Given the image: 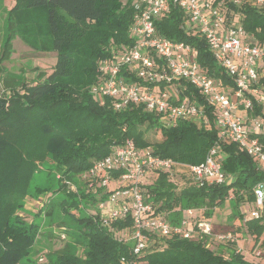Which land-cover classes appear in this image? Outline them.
I'll return each mask as SVG.
<instances>
[{
	"label": "trees",
	"instance_id": "obj_1",
	"mask_svg": "<svg viewBox=\"0 0 264 264\" xmlns=\"http://www.w3.org/2000/svg\"><path fill=\"white\" fill-rule=\"evenodd\" d=\"M132 2L16 0L9 10L0 14L1 18L6 13L3 18L8 30L15 26L4 37L0 63L9 58L14 31L32 47L56 52L52 71L41 74L42 80L23 84L22 94L13 90L9 97H0V264H18L27 258L38 234V224L34 220L25 221L16 211L22 207L31 179L46 157L53 160L59 174L70 178V175L86 171L95 160L109 152L112 144L125 138H131L141 148L150 146L153 154L184 165L203 161L217 141L214 108L205 103L204 97L190 84H185L182 96L203 104L207 124L199 126L180 119L173 126L165 127L159 122L157 113L145 110L141 104L115 110L110 99L100 104L89 91V86L98 80V60L109 54L108 44L130 45L133 42L128 34L134 11ZM226 7L228 13L242 10L243 26L248 34L264 39V13L248 5L242 9L241 6ZM183 24L182 11L172 3L155 22L159 34L191 44L196 49L198 62L209 75L223 84H232L204 40L195 30L185 31ZM130 79L133 81L136 77L133 75ZM15 81L14 77L2 79L4 88H13ZM260 83L264 86V77L260 78ZM249 114L261 115V107L254 105ZM148 131L159 137L149 141L145 138ZM255 136L264 146V131ZM219 147L217 157L221 169L231 180L227 178L223 184L198 185L186 169L182 172L191 178L181 183L167 172L150 174L144 179L142 189L153 213L165 214L176 224L186 209L204 205L212 208L231 198L235 209L242 201L254 202L253 188L264 181V170L258 168L238 144L223 140ZM121 173L118 169L111 175L118 178ZM109 186L95 193L83 190L65 198L64 210L79 206L84 210L73 217L77 233L85 242L84 256H77L67 245L53 251L47 264H117L121 256L130 257L132 244L118 240L114 230L131 226L132 218L118 219L107 227L102 225L99 214L87 208L90 203L105 201L113 184ZM42 191L36 189V192ZM239 218L243 222L233 227V231H243L253 237L254 246L258 248H252V259L245 258L231 245H228L229 254L206 247L209 238L206 235L155 238L158 241L155 248L152 246L141 258L147 264H264V256L253 255L257 250L262 252L259 248L264 245V200L258 217L245 219L241 212Z\"/></svg>",
	"mask_w": 264,
	"mask_h": 264
},
{
	"label": "built area",
	"instance_id": "obj_2",
	"mask_svg": "<svg viewBox=\"0 0 264 264\" xmlns=\"http://www.w3.org/2000/svg\"><path fill=\"white\" fill-rule=\"evenodd\" d=\"M132 3L134 11L128 34L133 42L112 48L109 55L98 60V80L89 86V91L100 104L110 99L115 110L141 104L145 110L157 113L165 127L180 119L199 126L207 124L203 104L182 96L185 84H190L205 103L213 106L218 139L203 161L184 165L159 157L150 146L141 148L131 138H125L112 144L109 152L85 171L86 191L95 193L113 184L106 200L99 204L102 225L111 227L118 219L132 218V225L117 233L118 240L132 244L131 255L121 256L117 264H144L141 257L150 251L153 237L201 238L212 234L210 222L195 218L192 209H186V216H181L176 224L165 214L153 213L142 189L150 174L167 172L178 181L177 173L186 169L198 185L223 184L227 175L217 157L223 140L238 144L264 170V146L255 136L264 131V86L260 83L264 77V39L248 34L242 10L228 13L226 7L242 9L248 5L264 13V0H133ZM169 3L182 11L185 31L197 32L232 84H223L209 75L198 62L191 44L157 32L155 22ZM133 75L136 80L132 81ZM254 105L261 107V115L249 114ZM118 169L122 173L113 178L111 172ZM253 192L256 207L250 217H258L264 200V181L257 183ZM214 239L227 246L235 242L230 232L214 234ZM253 255L261 257V252L257 250Z\"/></svg>",
	"mask_w": 264,
	"mask_h": 264
},
{
	"label": "rangeland",
	"instance_id": "obj_3",
	"mask_svg": "<svg viewBox=\"0 0 264 264\" xmlns=\"http://www.w3.org/2000/svg\"><path fill=\"white\" fill-rule=\"evenodd\" d=\"M15 3L16 0H0V14L3 13V10H9ZM5 14L1 15L0 18V50L5 35L15 29V26L12 25L8 30L7 22L4 21L3 18ZM10 42L11 50L9 58L0 63L1 98L9 97L13 90L22 94L24 92L23 84L30 85L42 80L43 77L40 78L41 74H48L52 71L53 64L51 63H54L53 61L56 59L54 57H49V50L44 52V50L36 49L29 43L24 42L23 38L18 35V32L14 31L12 33ZM121 46L123 45L110 43L107 46L108 52L110 53L112 48ZM4 77H14L16 79L13 88H4L2 83ZM158 137V134L155 135L151 131L145 133V138L151 142ZM39 166L40 169L31 179L27 195L22 199V207L16 211V215L24 218L25 221L30 222L34 220L38 224V234L35 236L30 246L27 258H24L18 264H47L53 251L60 250L67 245L71 246L72 251L75 252L77 256L83 257L85 242L77 233L78 230L73 217H77L78 214L84 210L79 206L77 208L69 207L66 211L63 207H66L64 200L67 196L74 193L78 195L80 192H83V190H86V184L83 179L85 171L70 175V178L66 176L63 177L55 169L54 162L50 157H46ZM182 173L184 175H182ZM177 174L176 177L180 178V174L183 176V179L177 178L179 183L184 182V180L187 181V178H191L188 173L182 171H179ZM227 178L231 180V177ZM37 188H41L43 191L36 192ZM99 204L100 202L98 201L90 203L87 205V208L91 213L99 214L102 213ZM233 204L234 199L231 198L225 200L221 205L215 206L218 207V209L214 217L217 219L227 217V221L230 222L235 219L238 220L241 212L244 213L245 217H250L251 211L256 207L255 201H242L236 209L233 207ZM222 208L228 209L229 212L225 215ZM195 209L202 218H210L214 211V207L211 208L210 205H204ZM195 218L199 219L200 217ZM120 231H122V228L114 230V235L118 237L117 233ZM237 232L244 236L243 231ZM152 239L154 240L152 246L155 248L157 242L154 237ZM217 243L218 242L209 235L208 240H206V247L219 253L226 252L229 254L230 249L225 251L219 246L220 244L217 245ZM152 248L153 247H151V249ZM259 249L262 251L261 255L264 256V245ZM143 262L147 264L146 260Z\"/></svg>",
	"mask_w": 264,
	"mask_h": 264
},
{
	"label": "crops",
	"instance_id": "obj_4",
	"mask_svg": "<svg viewBox=\"0 0 264 264\" xmlns=\"http://www.w3.org/2000/svg\"><path fill=\"white\" fill-rule=\"evenodd\" d=\"M13 51H14V49H13ZM49 57L56 58V52L49 51ZM54 60L56 61V59H54ZM55 61H53L54 63H51V64L54 65ZM239 112L241 113V110H239ZM217 209H218V207H214L213 215L210 218H205V219H207L210 222V224L212 226L211 238L212 237L214 238V234H217V233H220V232H230V233H232L234 235V237H235V242L231 245V246H233L232 248L235 249L236 245H237V248L240 250L239 252H241L245 256V258L252 259L253 257L251 255V253H252L251 250H252V248L254 249V248L257 247V246H254L253 237L250 236L249 234H246L245 232H244V236H243V234L238 233V232L236 233V231H233V227H235L236 225L241 224L243 221L240 218L238 220L235 219V220H232L230 222L227 221V217H224L222 219H217L216 217H214L215 213L217 214V212H216ZM222 209L224 210L225 215H226V213L229 212L228 209H224V208H222ZM183 215L186 216V213L182 212L181 216H183ZM192 215H194V216L198 215L199 217L201 216L200 214H198L196 209H192ZM244 218L246 219V218H249V217H245L244 216ZM219 244H220L219 246L222 247L224 250L225 249L226 250L229 249L227 245L225 246L223 243H219Z\"/></svg>",
	"mask_w": 264,
	"mask_h": 264
}]
</instances>
